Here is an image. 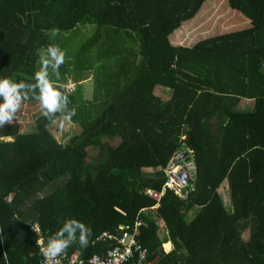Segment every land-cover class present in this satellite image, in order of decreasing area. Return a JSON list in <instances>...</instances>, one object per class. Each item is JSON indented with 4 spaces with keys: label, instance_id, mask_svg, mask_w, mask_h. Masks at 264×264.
Listing matches in <instances>:
<instances>
[{
    "label": "trees",
    "instance_id": "trees-1",
    "mask_svg": "<svg viewBox=\"0 0 264 264\" xmlns=\"http://www.w3.org/2000/svg\"><path fill=\"white\" fill-rule=\"evenodd\" d=\"M49 44L80 131L63 144L42 115L0 128V264H40L37 239L67 219L92 231L67 250L84 258L113 235L154 264H264V0H0V79L34 83ZM184 145L189 197L152 199Z\"/></svg>",
    "mask_w": 264,
    "mask_h": 264
},
{
    "label": "clouds",
    "instance_id": "clouds-1",
    "mask_svg": "<svg viewBox=\"0 0 264 264\" xmlns=\"http://www.w3.org/2000/svg\"><path fill=\"white\" fill-rule=\"evenodd\" d=\"M53 37L59 35V29H52ZM39 69L35 71L34 83L24 81L13 82L9 78L0 79V96L4 102L0 104V128L5 124H12L17 119V113L22 104L29 99L35 100L42 116L55 123L57 119L71 121L76 115L75 108H69L71 101L66 90H61L57 84L61 79L60 68L65 64L66 53L58 46L49 44L37 50ZM51 75L55 80L50 79ZM59 114V115H58ZM0 139H10V137H0ZM33 231L40 233L39 225L33 226ZM77 233L79 236L77 237ZM92 231L84 223L76 219H67L63 225L45 242L43 237L37 239L40 255L43 257L41 264H62L61 257L67 255L68 248L78 244L81 248L88 247ZM166 251V249H164ZM172 249L166 251L169 253ZM115 252V250H113ZM126 255H130V250L126 249ZM120 258H124L120 256ZM99 257L93 256L88 264H97ZM114 264H118L116 256L112 257ZM83 264V262H81Z\"/></svg>",
    "mask_w": 264,
    "mask_h": 264
},
{
    "label": "built area",
    "instance_id": "built-area-1",
    "mask_svg": "<svg viewBox=\"0 0 264 264\" xmlns=\"http://www.w3.org/2000/svg\"><path fill=\"white\" fill-rule=\"evenodd\" d=\"M73 85L71 84L70 89L73 90ZM190 187V173L189 170L183 166L177 165L173 167L171 171L167 174V181L164 185V190L162 193H153L149 192L148 195L156 200L160 201L163 195L167 192V190H171L174 192L176 197L181 199H187L189 197L188 189ZM187 193L185 194L184 192ZM141 226V223L138 224V227ZM36 233V232H35ZM42 236V232L40 230L39 233ZM44 238V237H43ZM103 238L109 239L111 243H114V246H111L106 250L103 255H93L99 257L97 264H114L112 257L116 256L118 260V264H154L153 261H149L148 252L142 246H140L135 238H128L126 236L123 239L119 240L117 236L113 235H104ZM45 242L46 239L44 238ZM101 240V239H99ZM40 247V246H39ZM126 249L130 250V255H126ZM115 250V252H113ZM92 256V257H93ZM123 256L124 258H120ZM92 257L84 258L80 250H77L73 253L67 251V255L61 257L62 264H88L89 260ZM43 257L41 259V262ZM40 262V264H41Z\"/></svg>",
    "mask_w": 264,
    "mask_h": 264
},
{
    "label": "rangeland",
    "instance_id": "rangeland-1",
    "mask_svg": "<svg viewBox=\"0 0 264 264\" xmlns=\"http://www.w3.org/2000/svg\"><path fill=\"white\" fill-rule=\"evenodd\" d=\"M90 33L85 31V36H89ZM85 41V39L81 38L79 39L78 42H75V43H71L69 46L70 47H75L76 45L80 44L82 45L83 42ZM89 73H91V75H88V77L86 79H84L83 81H80L78 84L82 85V87L84 89L87 90V92H89V90L92 92H94L93 88V74L92 72L90 71ZM70 83H73L74 85H77V83L75 82L74 80V77L71 76L70 78ZM73 85V86H74ZM248 102L250 104H252L251 102H254V101H242V104H245V106H247ZM106 106V103H102V104H98V108H103ZM38 115H42L41 113L38 114ZM36 116L37 114L32 111L31 109H26L24 108V110L22 109V112L21 113H17V119L15 120H18L17 123H19L21 125V132L22 133H28V132H31L33 129H34V120L36 119ZM60 120V119H59ZM56 121L55 123H53V125L50 127L52 133L54 134V136L63 144H67L70 139L75 135V134H78L79 131H80V128L75 125L74 123H72L71 121ZM6 141H9V139H6ZM116 140H114L113 143H115ZM119 141L116 142V144H118ZM89 154L90 156H95L97 153L94 149L90 150L89 151ZM227 199V198H226ZM168 249L170 248H167L166 251H168Z\"/></svg>",
    "mask_w": 264,
    "mask_h": 264
},
{
    "label": "crops",
    "instance_id": "crops-1",
    "mask_svg": "<svg viewBox=\"0 0 264 264\" xmlns=\"http://www.w3.org/2000/svg\"><path fill=\"white\" fill-rule=\"evenodd\" d=\"M72 85H74V84L72 83ZM77 89H79V87L74 85V89H73V91H74V90H77ZM155 90H156L155 93H156L157 95H159V96H163V97H165V98H167V96H168V94H169V91H170L169 88H163V87H156ZM83 92H87V90L83 88ZM88 93H89L90 95H92V97H90V99L93 100L94 92H93V91L91 92V91L89 90ZM24 108H26V109H31L32 111H34V112L37 114L36 118H38L39 116H41V115H38V114H40L41 112H40V109H39V105H38V103H37L36 101H25V102L22 104V106H21L20 110L18 111V113H21V112H22V109L24 110ZM17 121H18V120H14L13 122H17ZM57 121H58V120H57ZM59 121H61V120H59ZM222 195H223V193H222ZM224 196L227 197L226 192H224ZM169 248L172 249V246H170Z\"/></svg>",
    "mask_w": 264,
    "mask_h": 264
},
{
    "label": "water",
    "instance_id": "water-1",
    "mask_svg": "<svg viewBox=\"0 0 264 264\" xmlns=\"http://www.w3.org/2000/svg\"><path fill=\"white\" fill-rule=\"evenodd\" d=\"M179 153L182 154L180 159L183 160V162L185 163L186 167L189 170L190 175L193 177L194 176L193 163L191 162L190 157L188 156L187 146L184 145L180 149ZM194 189H195V187H194Z\"/></svg>",
    "mask_w": 264,
    "mask_h": 264
}]
</instances>
